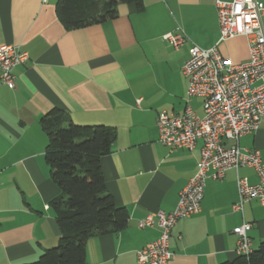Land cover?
Segmentation results:
<instances>
[{
  "label": "crops",
  "instance_id": "obj_1",
  "mask_svg": "<svg viewBox=\"0 0 264 264\" xmlns=\"http://www.w3.org/2000/svg\"><path fill=\"white\" fill-rule=\"evenodd\" d=\"M142 2L141 10L120 3L115 18L67 30L56 0H0V43L28 53V61L13 71L15 87L0 81V264L33 261L58 241L48 207L58 188L49 176L47 138L40 127L52 109L77 124L116 129L100 167L107 192L116 206L127 209L129 220L118 233L85 242L86 264H137L136 251L159 236L156 225L139 228L138 221L173 209L195 174L200 142L192 150H169L158 141L157 114L181 113L188 87L182 72L188 45L173 47L164 35L179 26L196 45L213 47L219 37L215 0ZM218 49L235 63L248 57L242 36ZM189 105L202 115L199 98ZM238 145L259 150L264 162V118L255 131L239 137ZM237 173L257 182L251 168ZM236 199L234 170L219 180L208 178L200 211L177 220L171 230L167 264L232 260L238 255L232 229L242 221L251 223L248 236L256 249L264 240V206L250 199L241 213L232 209Z\"/></svg>",
  "mask_w": 264,
  "mask_h": 264
},
{
  "label": "built area",
  "instance_id": "obj_2",
  "mask_svg": "<svg viewBox=\"0 0 264 264\" xmlns=\"http://www.w3.org/2000/svg\"><path fill=\"white\" fill-rule=\"evenodd\" d=\"M214 4L219 37L213 47L196 45L179 26L164 35L173 47L188 45V57L182 65L188 87L181 113L162 110L157 114L158 141L169 150H192L198 142L201 147L196 172L179 192L176 206L168 212L149 213L138 221L139 228L156 225L159 236L136 251L137 264L168 263L172 257L171 230L177 220L200 211L208 178L222 179L232 169L236 172L237 190L232 209L242 213L250 199L264 206V162L259 150L238 145L239 137L255 131L264 118V4L258 0H215ZM238 36L246 39L248 57L244 62L235 63L221 54L218 45ZM27 61L25 50L0 43L1 83L14 88L13 71ZM193 98L201 100L200 116L189 105ZM242 167L254 170L256 183L238 175ZM250 228L251 223L242 221L232 229L237 236L238 255L252 251Z\"/></svg>",
  "mask_w": 264,
  "mask_h": 264
},
{
  "label": "trees",
  "instance_id": "obj_3",
  "mask_svg": "<svg viewBox=\"0 0 264 264\" xmlns=\"http://www.w3.org/2000/svg\"><path fill=\"white\" fill-rule=\"evenodd\" d=\"M142 0H56L55 9L65 29L102 23L117 16V5ZM47 138L45 162L58 194L48 207L59 228L55 246L43 249L30 262L18 264H86L85 242L93 236L116 234L128 223L125 207L116 206L107 192L100 159L110 152L116 138L113 126L73 122L58 109L40 119ZM220 264H264V240L248 255H237Z\"/></svg>",
  "mask_w": 264,
  "mask_h": 264
},
{
  "label": "rangeland",
  "instance_id": "obj_4",
  "mask_svg": "<svg viewBox=\"0 0 264 264\" xmlns=\"http://www.w3.org/2000/svg\"><path fill=\"white\" fill-rule=\"evenodd\" d=\"M196 103L198 104V101H196ZM197 108H198V109H197V113H198V114H201V113H200V107L198 106ZM53 246H55V245H53Z\"/></svg>",
  "mask_w": 264,
  "mask_h": 264
}]
</instances>
